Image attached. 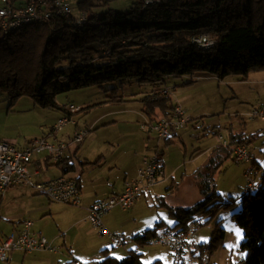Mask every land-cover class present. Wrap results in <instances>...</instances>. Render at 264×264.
I'll list each match as a JSON object with an SVG mask.
<instances>
[{
	"label": "trees",
	"instance_id": "1",
	"mask_svg": "<svg viewBox=\"0 0 264 264\" xmlns=\"http://www.w3.org/2000/svg\"><path fill=\"white\" fill-rule=\"evenodd\" d=\"M114 1L119 0L79 1L78 12L85 15L83 31L76 28L78 17L73 14L9 35L0 31V94L12 101L29 97L42 109H60L59 94L133 82L149 88L132 101H139L141 113L156 122L169 117L175 106L165 89L169 77L206 74L222 80L264 70V0H134L125 13L99 12ZM201 35L213 42L210 48L192 44ZM117 89L109 90L113 95L105 103L123 98L114 94ZM228 142L232 147L244 145L236 136ZM215 151L197 172L202 200L189 209H168L176 221L173 229L184 231L217 196L213 178L231 153L221 147ZM218 151H225L226 157L221 158ZM252 188L242 196L233 220L243 231L241 264H264V173L253 193ZM140 258L139 253L123 260L107 254L91 264H141Z\"/></svg>",
	"mask_w": 264,
	"mask_h": 264
},
{
	"label": "rangeland",
	"instance_id": "2",
	"mask_svg": "<svg viewBox=\"0 0 264 264\" xmlns=\"http://www.w3.org/2000/svg\"><path fill=\"white\" fill-rule=\"evenodd\" d=\"M79 1L81 0H74L72 4L74 17L80 16L78 12ZM133 2L134 0L114 1L106 8H101L99 12L112 10L125 13ZM165 84V89L168 88L173 101L178 95H183L184 100L189 103L194 112H197L195 114L201 113L202 115L193 117L194 115H191L193 113H190L192 117H189L188 123L176 131V137L171 140L172 142L166 145L163 139H159L160 147L151 149L153 153L154 151L155 153L162 151L164 159L167 156H170V159L182 158V156L184 158L185 156L184 163L188 164L190 157L195 159L207 151V155L204 154L206 156L203 155V158L195 163L199 167L206 164L205 162L210 158L211 149L214 148V145L215 147L219 146L217 134H221L227 141L233 136L241 138L248 152L253 156L252 165L236 163L231 157L223 160L220 169L213 178V191L217 196L210 199L204 211L195 218L198 227L193 235V238L195 237L194 244L199 247L197 252L202 253L211 264H241L245 258V252L241 249L243 239L238 240L236 232L239 231L243 237V231L235 224L233 214L240 211L242 191L246 189L244 179L246 170L253 169L251 193L257 189L260 177L264 173V121L253 120L249 116L253 109L264 104V70L250 71L245 77L230 75L222 80H217L206 74L194 77L193 80L169 77L165 80ZM113 88H119L114 94L122 96L126 103H120L121 106L117 103H105L113 95V92L109 91ZM173 88L176 90L173 91ZM147 90L149 88H140L133 82L123 83L121 86L118 83H107L99 88L90 87L59 94L56 97V103L61 107L60 109H42L34 106L29 97H21L12 101L6 95L0 94V142L19 149L29 141L43 138L56 119L65 115L64 110L69 105H78L83 109L81 112L72 114L73 121L78 122L80 120L79 126H89L92 123L91 118L97 113L119 111L120 108H122L121 110L139 108L140 103L132 100L138 99L143 93L148 92ZM87 107L91 108L87 109ZM113 118L104 125V127L109 128L98 132L99 135L108 133L112 138L123 134V139L128 148L135 146L137 131L144 141L148 139L143 133L148 134L152 139H157L153 133L142 130L140 132L141 116H139L141 120H137L139 123L125 114L113 116ZM133 127H135V132L131 131ZM97 130H99L98 126L91 132ZM97 139L102 140L103 138L98 137ZM195 164L186 166L188 172L191 168H197ZM48 169L55 172L52 166ZM43 173H45L44 170ZM188 187L190 190L189 195L185 198V204L195 205L199 203L202 197L198 190L192 185H188ZM12 189L9 188L6 191ZM3 194L0 193V235L10 233L14 225L6 223L3 219V215L7 212L4 207L5 204L1 205ZM155 207L161 211V218L166 221V225L174 227L175 219L168 217L158 203H155ZM220 230H223V234H220ZM142 248H145L143 249L144 252L146 249H153L149 245ZM118 249H113L108 245L106 251L114 257L112 252ZM171 258L166 256L164 263L176 264ZM83 264L91 263L83 262Z\"/></svg>",
	"mask_w": 264,
	"mask_h": 264
},
{
	"label": "crops",
	"instance_id": "3",
	"mask_svg": "<svg viewBox=\"0 0 264 264\" xmlns=\"http://www.w3.org/2000/svg\"><path fill=\"white\" fill-rule=\"evenodd\" d=\"M175 90L173 88V91ZM120 99V101L117 100V104L126 103L123 98ZM173 102L174 105H179L190 118L193 115V117L202 115L201 113L195 114L197 112H194L189 103L184 100L183 95H178ZM76 106L82 109L80 106ZM121 109L119 111L97 113L91 118L92 123L84 127L79 126L78 122L80 120L78 122L73 121L72 114L66 108L65 115L57 118L48 128L43 137L44 139L52 143H65L67 145L61 159L63 163L57 167L56 164L50 162L47 154L42 153L35 156L32 163L28 166V170L32 173L37 168L39 174L32 175L31 182L32 184L44 183L59 177L74 179L80 189L79 205L75 207L51 202L45 195L36 192L31 187L19 186L11 188V191L4 192L1 196V205L5 204L4 207L7 212L3 215V219L6 223L14 225L10 233L0 235V244L9 234H17L21 230L24 221H30L32 223L31 231L38 236L46 238L54 250L38 251L32 254L13 251L8 255L7 261L0 264H73L74 262L83 264V262L92 263L99 261L104 255L108 254L106 251L109 245L108 239L105 236L97 235L85 220L87 208L96 201L119 195L123 191L124 184L136 178L137 171L141 168L145 157L153 154L151 149L160 147L158 138L152 139L148 134L143 133L148 139L144 141L138 131L135 134L137 141L133 148L126 146L123 134L112 138L108 133L99 135L98 132L109 128L104 127V125L110 119H114L113 116L125 114L126 116H131L137 123H139L137 121L140 119L139 116H141V121L145 117L140 110L141 104H139V108ZM190 113H193L191 114L192 116ZM65 117L70 119V123H67L57 133L56 137H52L50 129L58 120ZM141 124L139 123L140 132L142 130ZM97 126L99 130L92 133L91 131ZM79 131H87V134L79 145H71L70 142L73 136ZM131 131L135 132V127ZM176 134L177 132L167 141L164 140L166 145L172 142L171 140L176 137ZM98 137L103 139L98 140ZM29 142L19 149L25 147ZM217 147L214 145V148L211 149L212 152L210 153V158L206 160V164L214 157L217 152H214V150ZM160 152L159 154L162 156L163 153L162 151ZM218 152L221 158L224 159L226 157L225 151ZM204 154L207 155V151ZM204 154L198 155L195 159L190 157L188 164L184 163L185 156L184 158L183 156L182 158L177 157V159H170V156L165 159L162 157L164 178L159 180L148 193L140 195L129 210L124 211L115 208L105 213L102 221L106 229L126 237H132L139 232L147 233L152 230L154 231L147 234L155 236L163 233L166 229H173V227L166 225V221L162 220L161 211L158 210V207H155V203H158L159 207L165 210L168 217H172L168 212L169 208L189 209L194 206L186 205L185 198L189 195L190 187L188 185H192L198 190L197 172L206 164L198 167L195 163L202 159ZM229 157L231 156L229 155ZM189 164H195L197 168H191L188 172L186 166ZM50 166L55 169V172L48 169ZM43 170L45 173H43ZM242 192L244 195L246 189ZM179 229L174 228L173 230L180 231ZM194 239L195 237L189 241V251L197 248L194 244ZM143 243L140 240H131L125 247H119L112 254H114L115 259L123 260L129 254L139 253L141 254V264H165L166 256L171 258L167 247L149 245L153 249H146L144 252L143 249L145 248L142 247L148 244L144 243L143 245ZM108 256L110 255L108 254Z\"/></svg>",
	"mask_w": 264,
	"mask_h": 264
},
{
	"label": "built area",
	"instance_id": "4",
	"mask_svg": "<svg viewBox=\"0 0 264 264\" xmlns=\"http://www.w3.org/2000/svg\"><path fill=\"white\" fill-rule=\"evenodd\" d=\"M73 0H0V23L2 26L12 25L19 19H26L28 16H35L41 24H48L60 17H67L73 14L70 9V2ZM78 20H85V15L81 14ZM192 43H199L203 47L210 48L213 42L206 35L193 38ZM193 80L194 78H189ZM198 79V78H196ZM67 111L71 114L80 112V108L69 105ZM253 120L264 121V104L253 109L249 114ZM190 120L184 110L175 105L171 115L160 118L156 122H150L143 118L141 129L153 133L158 139L168 140L178 130H180ZM70 122V119L63 118L50 129V135L56 137L62 128ZM87 131L75 133L70 144L79 145ZM218 147L228 149L231 157L236 163H245L246 159L252 155L245 145L230 146L229 142L221 134H217ZM67 145L65 143H52L44 138L29 142L21 149L14 148L7 143L0 142V193H4L9 188L24 186L31 187L36 192L45 195L49 201L62 203L70 206L79 205L80 189L74 179L59 177L44 183L32 184V175H38L35 168L32 173L28 166L35 156L45 153L52 164H58ZM163 159L159 153H153L145 157L141 168L137 171V176L124 184L123 191L119 195L111 196L94 202L87 208L85 220L99 236H105L112 248L125 247L131 240H141L148 245L164 246L170 251V255L176 264H211L205 261V256L197 250H188L189 241L193 238L197 230V222L188 223L184 231L166 229L163 233L150 236L146 232H139L132 237H126L116 232H110L103 224L102 217L105 213L118 208L129 210L144 193H148L151 188L164 178ZM253 172H245L244 179L246 189L253 185ZM32 223L24 221L21 230L15 234H9L0 244V263L7 261L8 255L13 251L23 254H32L38 251H53L54 248L47 239L38 236L31 231ZM73 264H80L74 262Z\"/></svg>",
	"mask_w": 264,
	"mask_h": 264
},
{
	"label": "bare ground",
	"instance_id": "5",
	"mask_svg": "<svg viewBox=\"0 0 264 264\" xmlns=\"http://www.w3.org/2000/svg\"><path fill=\"white\" fill-rule=\"evenodd\" d=\"M74 1V0H73ZM73 1L70 2V9L72 8V4ZM84 21L85 20H77L75 23L76 28L80 29L81 31H83V25H84ZM34 24H41L40 20H37L35 16H28L26 19H19L17 20L16 23L12 24V25H7V26H2V34L3 35H9L11 34L13 31L25 27V26H30V25H34ZM0 30H1V23H0ZM194 45H196L197 47H199L200 49H207V47H203V45L199 44V43H192ZM253 156L249 157L246 159L245 164H253ZM246 172H253L252 168H249L246 170ZM250 189V188H249ZM249 189H246L249 190ZM205 261H209L206 257H205Z\"/></svg>",
	"mask_w": 264,
	"mask_h": 264
},
{
	"label": "snow or ice",
	"instance_id": "6",
	"mask_svg": "<svg viewBox=\"0 0 264 264\" xmlns=\"http://www.w3.org/2000/svg\"><path fill=\"white\" fill-rule=\"evenodd\" d=\"M236 235H237V237H238V240H239V239H243V237L241 236V233H240L239 231L236 232Z\"/></svg>",
	"mask_w": 264,
	"mask_h": 264
}]
</instances>
